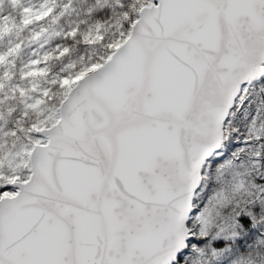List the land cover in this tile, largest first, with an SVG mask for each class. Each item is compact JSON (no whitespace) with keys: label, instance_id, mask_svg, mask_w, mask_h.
<instances>
[{"label":"snow or ice","instance_id":"6c2138e0","mask_svg":"<svg viewBox=\"0 0 264 264\" xmlns=\"http://www.w3.org/2000/svg\"><path fill=\"white\" fill-rule=\"evenodd\" d=\"M0 264H264V0H0Z\"/></svg>","mask_w":264,"mask_h":264}]
</instances>
